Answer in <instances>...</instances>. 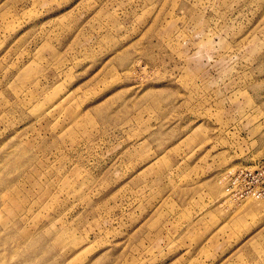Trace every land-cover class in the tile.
Wrapping results in <instances>:
<instances>
[{"label":"rangeland","instance_id":"obj_1","mask_svg":"<svg viewBox=\"0 0 264 264\" xmlns=\"http://www.w3.org/2000/svg\"><path fill=\"white\" fill-rule=\"evenodd\" d=\"M264 0H0V264H264Z\"/></svg>","mask_w":264,"mask_h":264},{"label":"built area","instance_id":"obj_2","mask_svg":"<svg viewBox=\"0 0 264 264\" xmlns=\"http://www.w3.org/2000/svg\"><path fill=\"white\" fill-rule=\"evenodd\" d=\"M231 197L260 199L264 197V160L242 165L224 173L220 180Z\"/></svg>","mask_w":264,"mask_h":264}]
</instances>
